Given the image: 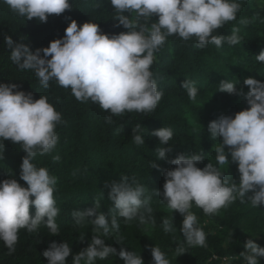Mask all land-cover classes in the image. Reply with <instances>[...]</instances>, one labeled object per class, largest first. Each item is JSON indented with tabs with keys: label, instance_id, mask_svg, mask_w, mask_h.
<instances>
[{
	"label": "clouds",
	"instance_id": "1",
	"mask_svg": "<svg viewBox=\"0 0 264 264\" xmlns=\"http://www.w3.org/2000/svg\"><path fill=\"white\" fill-rule=\"evenodd\" d=\"M4 3L14 14L42 23H46L49 16H60L73 8L70 0H4ZM110 4L116 13L112 19L118 21L117 26L127 29L126 32L108 35L94 22L78 25L73 19L67 24L63 38L51 40L47 47L37 48L35 52L24 43L14 42L11 36L4 37L11 49L10 59L19 69L32 70L44 88L55 81L64 89L70 88L77 101L99 105L109 113L108 124L113 123V116L123 118L127 113L148 116L155 111L163 92L158 90L151 67L169 36H178L185 42L194 38L195 47L199 48L208 44L220 48L225 42L241 43L239 27L231 28L228 35L214 34L237 19L242 5L236 0H110ZM153 16L158 19L153 21ZM249 23L247 19L240 20V24ZM256 60L264 63V50L256 55ZM243 83L248 87L247 93L227 79L218 84V91L243 96L248 104L234 116L221 115L209 122L210 138L222 139L214 149L221 167L211 162L203 168L197 167L204 159L202 153H181L168 159L166 154L172 152L171 147L157 148V158L167 160L175 168L161 170L151 162V168L163 171L165 177L163 191L153 189V192L166 201L168 209L183 217L180 232L188 247H207L206 233L191 211L193 204L208 216L218 215L237 199L241 203L250 201L253 207L264 205V82L246 77ZM181 86L195 102L198 89L194 82L184 80ZM17 87L0 83V140L19 144L26 153L22 157L20 178L27 187L16 179L0 181V241L9 254L16 250L21 229L34 233L44 223L51 235H59L56 218L60 209L54 199L57 178L50 175L47 168L37 167L33 158L53 151L59 142L56 127L66 123L47 96L34 99L30 92L14 91ZM141 128L139 123L132 127L131 136L136 145L144 144V136L139 134ZM150 135L157 137L161 145H168L173 131L161 127ZM226 148L231 162L237 165L239 182L225 179L221 171L223 166L229 165ZM53 160L59 162L60 157L54 156ZM105 187L110 189L108 199L114 203L115 214L108 218L98 212L99 201L91 208L73 211L71 215L76 225L91 218L93 232L97 234L75 255L67 242H52L42 253L47 264H66L70 255L72 264H95L97 259L105 260L109 256H118L125 264H144L139 254L123 247L117 251L106 245L102 236L116 234L115 241L123 245L124 238L118 235V217L126 222L139 220L140 224L154 226L152 197L145 196V186L135 180L130 182L128 176H121L119 182L106 183ZM33 205L34 215L30 212ZM162 227L165 233H174L173 216L163 219ZM80 239L83 241L84 237ZM244 248L246 251L239 255L246 264H260L264 247L249 238ZM150 251L153 264H170L159 247L152 246ZM176 252V257L187 252L184 244H180Z\"/></svg>",
	"mask_w": 264,
	"mask_h": 264
},
{
	"label": "trees",
	"instance_id": "2",
	"mask_svg": "<svg viewBox=\"0 0 264 264\" xmlns=\"http://www.w3.org/2000/svg\"><path fill=\"white\" fill-rule=\"evenodd\" d=\"M236 2L242 5L237 19L214 34L228 35L231 28L239 27L240 44L229 45L225 42L220 48L213 44L199 48L195 47L194 38L185 42L178 36H169L163 48L156 53L151 67L158 90L163 92L155 111L148 116L138 113H127L123 118L113 116V123L108 124L106 117L109 113L99 105L91 101H77L70 88L64 89L55 81L44 88L32 70L19 69L10 59L11 49L4 37L11 36L14 42L24 43L35 52L37 48L47 47L51 40L63 38L67 24L73 19L78 25L94 22L108 35L126 32L127 29L122 25L117 26L118 21L112 19L116 13L110 0H70L71 11L60 16H49L46 23L36 19L26 20L14 14L4 0H0V83L16 84L18 87L14 91L30 92L34 99L47 96L49 103L66 122L56 127L59 142L53 151L33 158L37 167L47 168L49 174L57 178L54 199L60 209L56 218L59 235H51L44 223L34 233L21 229L14 253L9 254L3 241H0V264H47V258L42 253L52 242H67L73 255L86 248L92 236L97 234L93 232L91 218L76 225L71 213L91 208L99 201L97 211L110 218L115 214V209L114 203L108 199L110 189L105 184L119 182L121 176H128L130 182L135 180L145 186V196L152 197L150 206L156 224H140L139 220L126 222L118 217V235L124 238L123 245L115 241L116 234L111 237L100 234L105 244L115 247L117 251L121 247L134 251L141 256L144 264H153L152 246L159 247L170 264H221L223 259L232 264H246L239 254L246 251L244 244L247 239L252 238L264 247V205L253 207L250 201L241 203L237 199L218 215L208 216L193 204L191 211L196 214L199 226L206 233L207 247H188L180 232L183 217L168 209L166 201L153 192V189L163 191L165 177L161 170L175 168L167 160L157 158V148L171 147L172 152L166 154L168 159H174L181 153H202L204 159L197 167L203 168L208 162L221 167L216 161L214 149L222 139L210 138L209 122L221 115L234 116L248 107L245 97L218 91V84L222 80L237 83L236 87L243 88L244 93L248 92V87L243 83L246 77L264 82V63L256 60V55L264 50V0ZM156 19L158 17H152L153 21ZM242 19L250 23L240 24ZM184 80L193 81L198 89L195 102L182 88ZM137 123L142 125L139 133L144 136L142 145H136L131 136L132 127ZM161 127L173 131L168 145H161L157 137L150 135ZM225 151L229 165L221 168L224 178L239 182L237 165L231 162L227 148ZM25 155L21 145L0 140V181L16 179L27 187L20 178L22 157ZM57 155L59 162L53 160ZM151 162L159 165L161 170L151 168ZM30 212L35 214L34 205L30 207ZM172 216L175 231L165 233L162 220L171 219ZM81 237H84L83 241ZM180 244H184L187 252L176 257ZM72 258L70 255L66 264H72ZM95 264L125 262L118 256H109L105 260L97 259ZM260 264H264V257L260 258Z\"/></svg>",
	"mask_w": 264,
	"mask_h": 264
},
{
	"label": "rangeland",
	"instance_id": "3",
	"mask_svg": "<svg viewBox=\"0 0 264 264\" xmlns=\"http://www.w3.org/2000/svg\"><path fill=\"white\" fill-rule=\"evenodd\" d=\"M221 264H232L229 260H223ZM234 264H239V263H234Z\"/></svg>",
	"mask_w": 264,
	"mask_h": 264
},
{
	"label": "built area",
	"instance_id": "4",
	"mask_svg": "<svg viewBox=\"0 0 264 264\" xmlns=\"http://www.w3.org/2000/svg\"><path fill=\"white\" fill-rule=\"evenodd\" d=\"M223 260H225V259H223Z\"/></svg>",
	"mask_w": 264,
	"mask_h": 264
}]
</instances>
